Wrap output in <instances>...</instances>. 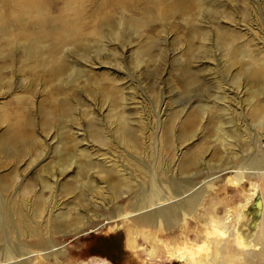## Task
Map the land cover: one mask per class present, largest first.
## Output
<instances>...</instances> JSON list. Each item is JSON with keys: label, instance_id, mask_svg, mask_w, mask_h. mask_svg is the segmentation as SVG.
Here are the masks:
<instances>
[{"label": "rangeland", "instance_id": "1", "mask_svg": "<svg viewBox=\"0 0 264 264\" xmlns=\"http://www.w3.org/2000/svg\"><path fill=\"white\" fill-rule=\"evenodd\" d=\"M76 13L86 15L84 38L61 43L53 59L49 58L40 47L55 42L52 35L45 37V31L54 25L51 19L74 18ZM43 14L49 16L45 20L50 19L44 31L40 25ZM0 28V139L10 134L14 122L22 120L29 123L28 139L39 141L37 150L30 151L24 157L27 160L18 165L0 147V177L12 182L18 172L20 193L29 184L41 182L40 178L47 179L54 192H45V197L54 198V214H85L80 228L94 223L87 234L70 238L56 256H40L35 264H187L164 252L158 257L150 255L163 244L168 252L166 242L171 239L191 253L199 251L204 256L211 251L213 256L216 249H206V242L211 233L214 237L219 234L204 221L199 224L190 219L189 227L182 223L187 231L183 241L177 231L162 240L144 233L135 235L134 249L129 246L125 225L107 221L97 228L110 213L108 188H104L107 195L100 199V207L86 200L87 193L81 191L97 169L89 171L87 178L74 171L64 176L57 162L69 146L79 164L86 160L108 165L118 162L138 174L130 150L115 137L121 115L142 135L137 158L164 180L169 172L163 176L161 168H173L180 159L196 156L201 162L196 171L203 174L202 170L224 166L238 154L248 158L257 148L261 150L264 137L260 142L258 137L264 135L260 124L264 82L246 72L249 56L244 57L241 50L264 61V0H0ZM235 48L238 56L232 54ZM34 49H39L37 59L28 56ZM62 59L69 68H82V75L73 80L69 69L52 74L50 66ZM232 136L237 140L231 145L220 140ZM102 137L107 145L100 142ZM166 140L181 145L179 155L166 149ZM39 151L43 156L31 163L29 156ZM239 174L229 168L210 185L213 194L206 207L222 216L230 211L228 223H239L238 216L250 209L257 188L264 193V180L259 181L263 177H243L239 183L228 180ZM11 191L0 193V218L6 226L12 224ZM206 207L200 209L208 214ZM57 236L65 241L63 232ZM2 237L4 234L0 251ZM245 239L250 240L249 234ZM27 241L33 243L34 239ZM261 246L257 244V250L250 247V251ZM235 255L238 258H228L225 264H264V256Z\"/></svg>", "mask_w": 264, "mask_h": 264}, {"label": "bare ground", "instance_id": "2", "mask_svg": "<svg viewBox=\"0 0 264 264\" xmlns=\"http://www.w3.org/2000/svg\"><path fill=\"white\" fill-rule=\"evenodd\" d=\"M198 6V8H201L200 4ZM48 17L43 14L40 19L43 31L47 27L45 18ZM85 18L86 15L76 13L74 18L65 19L63 16H57L51 19V24L54 25L50 31H45V35H47L45 37L52 35L55 42L46 47H40V49L47 51L49 58L53 59L54 52L60 47L61 43L81 42L88 26L85 25ZM48 21L50 22V19ZM0 31H3V28H0ZM65 47L67 46L65 45ZM241 51L244 57L246 55L249 56V60L246 63V65L248 64L246 72L250 76L259 77L264 82V61L254 55H250V52L246 49ZM38 52L39 49L30 50L28 56L32 59H37L39 57ZM232 54L238 56L236 48L232 50ZM68 69L70 70L69 75L73 80L79 78L84 72L82 68H69L64 59L54 61L49 71L52 74L60 75L66 73ZM28 124V122L22 120L14 122L10 128V134L0 139L1 150L11 161H15L17 165L26 161L27 159L24 160V157L30 151H36L39 143L37 139L29 140L25 135ZM260 124L264 128V115H262ZM132 126V122H129L128 117L121 115L116 131L117 136L115 137L121 139L127 151L130 150L128 152L134 159L132 166L138 172L136 175L127 171L123 163L118 164V162L115 165H108L106 162L97 164L86 160L84 163L79 164L71 151L72 148L69 146L65 147L66 155L59 157L57 162L61 175H67L74 171L80 177H86L89 171L97 169L91 179L81 186L83 187L81 191L85 190L84 193H87L86 200L95 201L94 206L96 207L101 206L100 199H104L107 195L104 188H108L111 198L106 203L110 208V213L105 214L104 219L96 226L97 228L103 227L107 221H116L125 225L129 234V246L134 249L137 247L135 235L138 236L141 233L149 234V238L153 235L159 236V240H162L166 235L169 234L171 236L172 233L177 231L179 232L178 239L181 238V241H183L182 237L187 231L181 228V224L186 223L189 227L190 219H194L195 221H200L199 224L204 221L205 225H210L211 230L215 229V232H218L221 236L220 238L218 234H215L218 236L214 237L213 233H211L212 235L210 234L208 237L209 241L206 242L205 248L212 251L216 249V253L213 256H210L211 251L209 252V250H207L209 253L204 256L199 251L197 254L191 253L179 244L180 241L178 243L176 239L166 242V244L170 245L168 252L165 249L163 250V247H166L163 244L160 249L154 248L150 255L158 257L160 252H164L170 259L176 257L187 264H225L226 259L235 258V254L241 256V258L250 254L254 257L264 256V194L257 187L252 194L254 197L260 194L262 208L260 216L256 219L253 216L255 209H245L238 216L239 223L237 221L228 223V219L231 216L230 211L222 216L217 214L212 209L213 207L209 205L206 207L208 198L213 194V191L210 190V185L219 179L221 174L227 169L232 168V170L240 173L239 176L231 175L229 177L228 180L234 183H239L243 177L264 178V160L262 161L264 151L262 146L261 150L257 148V152L248 158L243 155L244 153L238 154L224 166L220 165L202 170L203 174L200 171H196L201 163L196 156L187 160L180 159L177 165H173V168L172 166L168 167V169L161 168L160 172L163 176H166V172H169L167 180H164L141 159L137 158L136 154H140L142 135L135 133ZM97 131L101 132L98 129ZM181 133L184 136L186 134L185 129H182ZM57 135L58 133L53 136V139H56ZM262 137L264 135L258 137V142L261 141ZM100 140L102 144L107 145V139L102 137ZM220 140H227L228 144L231 145L230 142L237 140V137L232 136L229 139L222 137ZM60 143L61 141L56 145V148L59 147ZM165 146L166 149L169 151L173 150L177 155L181 151V145L175 144L171 140H166ZM42 156L43 153L39 151L35 156L30 155L29 159H31V163H35ZM82 156L86 158L85 154H82ZM177 158L179 160V157ZM236 158L243 159L241 162H233ZM15 171H18V168H15ZM199 173L202 174L201 177L203 179L198 178L200 176ZM4 180L0 177V193H8L12 189V200L10 201V221L12 224L11 226H6L5 220L0 218V238L4 234V237H2L4 245L0 251V264H35L39 261L40 256H56L58 254L57 250L68 245L70 238L87 234L92 225H94L91 222L86 227L80 228L78 225L85 218V214L81 212L76 214H67L66 212L54 214L52 211L54 198L45 197V192H54L53 184L47 179L40 178L41 182L29 184L26 188H22L21 193L19 192L20 175L18 172L14 174L12 182ZM102 184H106V187ZM82 194L80 193V195ZM253 199L249 204L253 202ZM202 207H206L209 213L201 212L200 208ZM45 213H48V215ZM176 228L178 229L175 230ZM135 231L141 232L135 233ZM61 232L64 233L65 241L60 242L57 235ZM5 233H8V236ZM15 234L16 237H14ZM246 234H249L250 240L245 239ZM260 235L261 241L257 243V237ZM28 238H33L34 242L29 243L27 241ZM14 239H16V242H14ZM257 244H262L259 250L250 251V247L252 250H257Z\"/></svg>", "mask_w": 264, "mask_h": 264}, {"label": "water", "instance_id": "3", "mask_svg": "<svg viewBox=\"0 0 264 264\" xmlns=\"http://www.w3.org/2000/svg\"><path fill=\"white\" fill-rule=\"evenodd\" d=\"M261 196L260 194H257L254 199H253V202L250 204V209L254 210L253 212V216L254 218H258L260 216V211H261Z\"/></svg>", "mask_w": 264, "mask_h": 264}, {"label": "built area", "instance_id": "4", "mask_svg": "<svg viewBox=\"0 0 264 264\" xmlns=\"http://www.w3.org/2000/svg\"><path fill=\"white\" fill-rule=\"evenodd\" d=\"M261 146H262L263 151H264V140L262 141Z\"/></svg>", "mask_w": 264, "mask_h": 264}, {"label": "crops", "instance_id": "5", "mask_svg": "<svg viewBox=\"0 0 264 264\" xmlns=\"http://www.w3.org/2000/svg\"><path fill=\"white\" fill-rule=\"evenodd\" d=\"M261 179L264 180V178H260L259 181H260ZM263 194H264V193H263Z\"/></svg>", "mask_w": 264, "mask_h": 264}]
</instances>
